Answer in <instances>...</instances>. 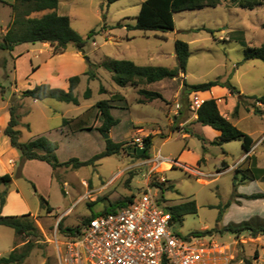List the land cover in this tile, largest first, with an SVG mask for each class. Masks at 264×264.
<instances>
[{
    "label": "rangeland",
    "instance_id": "obj_1",
    "mask_svg": "<svg viewBox=\"0 0 264 264\" xmlns=\"http://www.w3.org/2000/svg\"><path fill=\"white\" fill-rule=\"evenodd\" d=\"M3 1L8 4L15 2ZM144 1L119 0L108 4L107 0H60L58 12L70 18L72 27L84 39L90 32H96L88 41L84 53L87 66V59L97 65V79L89 81L87 76L78 74L80 69L73 62L65 65V74L77 73L75 76H81V83L75 91L81 102L79 106L55 100L35 105L31 99H26L23 105L21 100L24 98L18 90L29 89L28 84L39 79L31 81L29 78L32 70L28 58L16 63L8 52H0V123L3 121L2 114L9 110L12 103L20 104L21 122L31 126L30 130L23 125L19 127L22 142L43 135L58 143L57 155L61 162L73 158L87 161L106 148L105 136L94 128L96 104L110 100L114 107L111 113L119 120V124L110 132V138L121 144L118 154L90 166L59 168L53 172V179L43 166L31 163L25 168L27 177L15 176L10 189L3 191L8 198L9 208L8 214L4 215L0 206V214H29L28 219L41 232L25 264H58L57 247L53 241L56 236L60 241L64 240L66 234L60 229L61 226L82 228L93 214L127 198L140 197L147 189L157 194L159 205L164 208L196 201L198 214L186 216L183 225H175L174 229L183 236L219 230L234 222L240 224L244 222L237 216L240 212L251 225H264V199L249 201L242 197L249 193H264L261 175L255 182L243 178L249 168H254V161L248 158L240 163L244 154L242 143L234 141L223 146L210 144L205 152L200 136H183L194 125L188 108L189 95L183 96L184 83L198 85L220 79L222 82L230 81L246 96L263 94L264 63L259 60L245 61V48L235 40L244 39L249 47L262 45L264 4L255 10H247L222 0L217 8L176 14L174 31L145 33L128 29V26L136 24ZM10 13L7 8L0 11L1 36L6 32L3 26H6ZM203 27L214 30L215 34L195 31ZM177 40L187 42L191 51L186 73H181L177 79L139 87H119L113 81V74L100 66L109 58L134 61L141 67L173 69L178 66L175 51ZM40 49H43L41 43L30 45L32 58ZM75 50V47H69V52ZM33 60L35 63L41 61ZM101 87L104 93L100 92ZM88 88L92 90V97L86 100L84 94ZM140 89L162 92L167 100L149 102L139 93ZM178 91L179 95H176ZM217 99L223 102L225 97L218 96ZM177 102L181 104V110L175 116ZM241 106L252 107L253 101L246 100ZM64 118H68L67 127H63ZM66 129H69L68 136L62 134V130ZM239 129L252 133L260 141L264 137V116L245 113ZM206 132V136H211ZM148 136L151 137L152 146L146 157H139L134 152L135 140L140 138L144 141ZM4 140L8 139L2 134L0 150L2 159L7 162L12 154L9 143L7 146ZM263 151L264 146H258V157L264 166ZM227 153L230 155L227 156ZM203 155L207 161L197 164ZM223 160L230 164L231 170H227L229 164L223 163ZM199 172L210 176H202ZM201 179L206 182H201ZM40 196L54 208L52 213L42 208ZM228 202L230 206L235 204L229 208L226 207ZM221 212L223 223L222 219L218 222ZM255 213H258V218ZM205 237L206 242L211 241L220 247L211 254L208 264H245V259L253 264H264V236L251 238L248 232H244L237 238L229 233L214 232ZM29 240L36 238H17L12 229L0 227V259L11 253L14 242L22 247ZM256 253L259 259H255Z\"/></svg>",
    "mask_w": 264,
    "mask_h": 264
},
{
    "label": "trees",
    "instance_id": "obj_2",
    "mask_svg": "<svg viewBox=\"0 0 264 264\" xmlns=\"http://www.w3.org/2000/svg\"><path fill=\"white\" fill-rule=\"evenodd\" d=\"M119 0H107L108 4L115 3ZM234 4L237 8L255 10L264 4V0H226ZM60 0H15L14 3L8 4L0 0V8L3 5H9L12 9L11 20L8 24L7 30L3 36L0 35V52H13L17 46L23 44H36L48 43L53 48V54L59 55L68 51L70 46L84 55L85 47L88 41L96 34L95 31L89 33L87 39H84L71 25V20L68 16L59 15L57 12ZM222 3V0H146L142 3L140 13L136 18L134 26H128L130 30H138L142 32H161L166 33L174 31L176 28L175 15L186 11L203 10L208 8H217ZM47 10L53 11L52 13L45 14L44 16L32 17L34 13H40ZM121 27V25L119 24ZM264 29V26H263ZM1 30V22H0ZM206 31L212 35L215 34L214 30L205 27L195 30ZM245 48V61L259 60L264 63V41L259 47H249L244 39L235 40ZM176 58L178 66L169 68H155V67H141L133 61L129 60H112L107 58L101 63V67L113 74V81L119 87H139L142 84H153L166 79H177L180 74L186 73V68L191 55L190 45L187 42L177 40L175 42ZM88 70L85 76L89 81L97 79L95 73L97 65L93 64L87 59ZM69 89L64 90L61 88H54L49 84L36 85L32 89L21 91V97L31 98L35 101L43 102L46 100H55L62 103L80 105V100L75 91L81 83V76H73L69 79ZM2 86L0 85V88ZM215 87L226 88L232 95L238 97V105L233 113L237 116L239 108L246 100L253 101V108L259 111V106H264V92L260 96H246L231 84L230 81L222 82L220 79L210 81L204 84L188 85L184 83L183 96L189 95L192 92H207ZM101 93H104V88L101 87ZM139 93L149 102L155 100H164L162 94L156 91L147 89H140ZM92 90L88 88L84 94V98L91 99ZM99 111V117L102 120V125L98 131L105 136L110 134L113 127L119 124V120L114 118L111 109L113 106L110 100H102L96 104ZM21 105L12 103L9 107L10 121L4 129V135L9 138L11 146L19 151L21 161L16 166V173L5 174L0 176V188H10L15 176L21 177V171L26 161H40L47 163L54 171L63 167L80 168L90 166L94 162L102 160L106 157L118 154L121 149V144L115 143L111 138L107 139L105 150L92 157L87 161H80L73 158L67 162H61L58 158L57 151L59 145L57 142L51 141L45 136L38 137L30 142L21 141V131L19 127L22 125V113L20 112ZM197 122L202 126H209L221 134L217 137L212 145L223 146L227 143L240 141L243 150L249 153L254 146V140L251 136L240 130L229 119L224 117L219 109L216 99L206 100L198 111ZM64 123H68L64 119ZM25 127L30 130V125L26 124ZM145 145L148 146L147 153L139 157H146L151 146V137L148 136L145 140ZM254 168H249L246 174L243 175L244 180H259L258 175L264 181V169L257 168L256 160L253 157ZM247 158V159H248ZM203 158L199 161L201 163ZM249 174V175H248ZM34 186V185H33ZM37 191L36 186H34ZM243 198L249 201L264 199V193H257L252 195H243ZM41 206L47 213H52L54 208L50 206L49 202L40 196ZM133 197L127 198L126 201L119 202L112 207L105 208L103 211L93 214V216L86 220L84 226L76 228H63L61 230L66 235L80 234L83 228L90 222V220L101 214H108L114 212L117 208L127 206L133 202ZM6 204V195L0 190V206L4 207ZM230 206V202L226 207ZM166 210L171 213L173 222L176 225H183L184 219L189 215L198 214V205L196 201H190L180 205L167 206ZM29 214L22 216H4L0 214V226L10 228L14 231L15 237H35L36 240H29L22 247H18L17 242H14V247L11 253L0 259V264H25L31 252L36 246L38 238L41 237V232L35 223L29 220ZM222 219V212L218 218V222ZM61 225V223H60ZM217 232L218 234H232L239 238L244 232H248L251 238H258L264 236V225L257 227L251 225L249 221H244L240 224L230 223L222 229L206 230L204 232L191 233L193 236L205 237ZM255 259H259V254L256 253ZM245 264H253L251 260L245 259Z\"/></svg>",
    "mask_w": 264,
    "mask_h": 264
},
{
    "label": "built area",
    "instance_id": "obj_3",
    "mask_svg": "<svg viewBox=\"0 0 264 264\" xmlns=\"http://www.w3.org/2000/svg\"><path fill=\"white\" fill-rule=\"evenodd\" d=\"M188 98L189 111L198 119L206 100L200 92ZM180 110L177 102L176 114ZM144 146L142 139L135 140V149ZM159 204L157 194L147 189L127 206L93 217L80 234L65 235L63 241L56 236L58 264H208L220 247L206 237L178 233L171 213Z\"/></svg>",
    "mask_w": 264,
    "mask_h": 264
},
{
    "label": "crops",
    "instance_id": "obj_4",
    "mask_svg": "<svg viewBox=\"0 0 264 264\" xmlns=\"http://www.w3.org/2000/svg\"><path fill=\"white\" fill-rule=\"evenodd\" d=\"M59 4H60V2H59ZM4 8L10 9V11H11L10 16H9L10 18H9L6 26H3L4 30H7L8 24H9V22L11 20L12 9H11V7L9 5H3V6H1L0 11L2 9H4ZM58 8H59V6H58ZM52 12L53 11H51V10H47V11L40 12V13H34L32 15V17L40 18V17L44 16L45 14L52 13ZM57 12H58V9H57ZM39 14H40V16H37ZM58 14L60 15L59 12H58ZM1 24H2V22H1ZM36 44H23V45L17 46L14 49L13 52H8V56L10 58L16 60V63L19 62L21 59H25V58L29 59V61L31 63V70H32V73L29 76V78L31 79V81H34V79H39L37 82L32 83L33 85L31 83H29L28 84V88L29 89L34 88L36 85L49 84V85H51L54 88H61V89H64V90H68L69 86H70L69 79L71 77L75 76V74H77V73L65 74V71H66L65 70V65L67 63H70V62L71 63L73 62L75 64V66L78 67V69H80L78 74H80L81 76H85L84 74L88 70V66L86 65V59L84 58V56L80 52H78L76 50L72 51V52H69V49H68V51L63 53V54L54 55L53 54V48L51 47L50 44L41 43L43 49H40L39 51H37V54L35 55V57H33L35 59H40L41 61L39 63H35L33 58H32V51L30 50V45H36ZM160 82H162V81H160ZM153 84H155V83H153ZM24 90H27V89H24ZM24 90H18V91H24ZM159 93L162 94V96L164 97V100H167L166 96L162 92H159ZM176 95H179V91L176 93ZM200 95H201L202 98H204V100L216 99L221 114L224 117H226L227 119H229L238 128H239L240 122L243 120V116H244L245 113L249 114V115H251L252 113H255V114L259 113L260 115L264 116V106H260V105H257V106H259V111L258 110L256 111L253 108V106L252 107H250V106H244V107L240 106L238 115L234 116L233 113L235 111V108L238 105V97L235 96V95H232L230 93V91L228 89H226V88L215 87L211 91L200 92ZM218 96L225 97L224 101L221 102L219 99H217ZM26 99H31V98L22 99L21 103H23V105L25 104V100ZM31 100H32L33 104H35V105H38L40 103L39 101H35L33 99H31ZM219 103H221V104H219ZM80 104H81V102H80ZM83 114L79 115L78 117L82 116ZM178 114H180V112ZM178 114H176V112L174 113L175 116L178 115ZM2 115H3V121L0 123V136H2V134H4V129L6 128L8 122L10 121V114H9L8 110H7V112H4ZM191 115H192V121H194V125L192 126L193 128H192L191 131H189L187 133H183V136L184 137H189V135H191V134H197L198 136H200V139L204 143V149H205V152H206L207 150H209V147H210L209 145L211 144V142H213L217 137H219L221 133L219 131L214 130L213 128H211L209 126H202L201 124H199L197 122V118H195L194 114L191 113ZM78 117H76V118H78ZM64 119L68 120V118H64ZM65 124L66 123H64V120H63V127H67V125H65ZM22 125L25 127L26 124L22 123ZM101 125H102V120L99 117V111L97 109L96 119H95V123H94V128L97 130V132H98V128ZM30 128H31V126H30ZM68 130L67 129L66 130H62V134L64 136H68ZM205 131H207L206 133H210L211 136L210 135L206 136L205 135ZM246 134H248L249 136L252 137V139L254 140V146H253V149L249 153H246L243 150L244 154H243L242 158L240 159V163H243L244 160L247 159L248 157H253L254 160H256L257 168L264 169L263 163L261 162L260 158L258 157V146H264V137L261 138L260 141H258V139L254 138V135H252V133L251 134L250 133H246ZM41 136H43V135H39V136L35 137L34 139H36L38 137H41ZM7 139L8 140H4V143L7 146H8V143H9L10 147L8 146V148H9V151L11 152V154H12V157H10L7 162H5L2 159L3 154H2V151L0 150V176H3L5 174H13V175H15L16 166L21 161V155L18 154L17 150H15L11 146L10 140H9L8 137H7ZM34 139H32V140H34ZM28 142H30V141H28ZM261 154H262V158H263L264 151ZM226 155L229 156L230 154L227 153ZM202 158H203V160H206V157L203 155V156L200 157L199 161ZM199 161H198L197 164H199ZM222 162L225 163V164L226 163L229 164L226 160H223ZM31 163L43 166L46 169L47 173L50 175V178L53 179V170H52V168L47 163L40 162V161H35V160L26 161L24 163L22 171H21V177H27L25 168ZM231 168L232 167L229 164L227 170H231ZM2 169H5V170L1 171ZM199 173L202 176H205V177L210 176V175H208V174H206L204 172H199ZM200 181L201 182H206L205 179H201ZM245 181H248V180H245ZM245 181L243 180L242 183L245 184L244 183ZM249 181L250 182H255V181H258V180H249ZM13 183H14V181H13ZM9 189L10 188L5 189L4 187L0 188L1 191H6V190H9ZM244 195H252V194L249 193V194H244ZM238 201L241 202V204H242V200H240V198L238 199ZM254 201H256V200H254ZM243 203L246 204L247 202L243 201ZM234 204H232V205L234 206ZM241 204H239V205H241ZM231 206L229 208L233 207V206L232 207ZM242 206H238V207H242ZM8 208H9V201H8V198H7L6 199V204H5V206L3 207V210H2V214H4V215L8 214L7 213V209ZM255 214L257 215V218H258V213H255ZM237 216L242 218L243 221H248L249 220V219L246 220V217H243L244 215L241 212ZM223 219H224V217H223ZM223 219H222V223H223ZM238 222L240 223V221H238ZM234 223L237 224V222H234ZM0 227H3V226H0Z\"/></svg>",
    "mask_w": 264,
    "mask_h": 264
},
{
    "label": "water",
    "instance_id": "obj_5",
    "mask_svg": "<svg viewBox=\"0 0 264 264\" xmlns=\"http://www.w3.org/2000/svg\"><path fill=\"white\" fill-rule=\"evenodd\" d=\"M109 138H110V134H106V135H105V140H107V139H109ZM147 149H148V146L145 145L144 148H142V149H135L134 152H135L137 155L141 156V155L146 154Z\"/></svg>",
    "mask_w": 264,
    "mask_h": 264
}]
</instances>
